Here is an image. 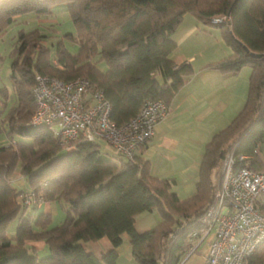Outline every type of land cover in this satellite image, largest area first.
<instances>
[{
  "label": "trees",
  "instance_id": "obj_1",
  "mask_svg": "<svg viewBox=\"0 0 264 264\" xmlns=\"http://www.w3.org/2000/svg\"><path fill=\"white\" fill-rule=\"evenodd\" d=\"M59 4L68 6L76 25V35L66 37L77 42L78 52L71 53L60 39L53 56L39 28L21 29L12 52L15 105L1 121L0 131L6 125L9 135L17 133L30 142L0 144V264H117V247L125 233L138 264H180L191 235L206 227L202 219L214 200L229 149L252 156L251 167L264 171L258 153L264 143V0H0V37L17 16H47ZM186 14L205 27L219 28L232 49L208 68L233 74L251 68L244 108L206 146L195 196L180 199L172 180L155 176L138 152L131 159L119 155L114 161L97 141L80 142L67 151L48 126L31 124L38 74L65 81L89 79L91 89L105 93L118 125L133 118L147 100L163 99L170 106L193 73L191 64L177 66L172 58L177 48L173 34ZM221 15H229L230 21L211 23ZM95 57L107 63L105 71ZM4 91L0 90L3 104L9 97ZM16 175L26 180L27 189L14 185ZM23 191L41 192L46 201H64V220L51 227V214L28 211ZM153 209L161 221L150 230L137 231V216ZM12 221H17L13 236L8 229ZM103 237L113 248L101 256L82 244ZM32 240H45L50 253L40 256L28 245ZM247 264H264V243Z\"/></svg>",
  "mask_w": 264,
  "mask_h": 264
},
{
  "label": "built area",
  "instance_id": "obj_2",
  "mask_svg": "<svg viewBox=\"0 0 264 264\" xmlns=\"http://www.w3.org/2000/svg\"><path fill=\"white\" fill-rule=\"evenodd\" d=\"M229 21V15L211 18L213 24ZM32 93L36 108L31 124L48 126L67 151L80 142L103 139L118 154L131 159L170 114L163 99L147 100L133 118L118 125L105 93L91 89L90 80L84 77L65 81L38 74ZM251 158L237 154L236 147L226 153L214 200L202 219L206 227L191 235L190 248L180 264L207 238L206 264H247L264 243V171L254 170ZM21 198L28 206H41L45 199L33 191H23Z\"/></svg>",
  "mask_w": 264,
  "mask_h": 264
},
{
  "label": "crops",
  "instance_id": "obj_3",
  "mask_svg": "<svg viewBox=\"0 0 264 264\" xmlns=\"http://www.w3.org/2000/svg\"><path fill=\"white\" fill-rule=\"evenodd\" d=\"M212 32L217 37L214 41L204 38ZM173 38L177 42L172 54L175 64L189 63L193 73L175 94L169 116L156 125L154 136L138 154L149 161L155 176L172 180V190L185 200L197 193L200 164L207 144L231 123L246 104L251 68L243 67L236 74L208 68V64L232 54V49L226 45L220 32H214L212 26L205 27L192 18L189 22L187 19L182 21ZM258 153L264 161V143ZM39 207L47 214L56 211L55 202L51 201ZM161 219L157 210L146 211L137 216L135 227L137 231L145 232ZM209 243V238L202 241L183 264H206ZM82 244L97 256L113 248L107 237L83 241ZM28 245L41 256L50 253L45 240H32ZM117 252V264H138L131 254L128 234L123 235Z\"/></svg>",
  "mask_w": 264,
  "mask_h": 264
},
{
  "label": "rangeland",
  "instance_id": "obj_4",
  "mask_svg": "<svg viewBox=\"0 0 264 264\" xmlns=\"http://www.w3.org/2000/svg\"><path fill=\"white\" fill-rule=\"evenodd\" d=\"M52 13L49 15L37 16L35 13H26L17 16L15 22L9 25L3 32L0 37V90H5L4 92L8 93V99L4 100V104L0 102V123L2 120L6 118V115L11 111V109L15 105V95L12 87V82L10 78L11 72V64L13 60L12 52L17 42V37L19 31L22 30H31L34 28H39L41 33L45 35L44 43L51 48L52 54H55V44L60 39H64V44L68 48V50L76 54L79 50V46L77 42L66 37L67 33H72L76 35L77 28L75 23L72 20L71 14L68 10V6L66 4H59L52 7ZM183 22L187 19L189 22V18L195 20L198 24L203 25L196 17L192 14L185 15ZM211 21V19H210ZM187 25V24H186ZM189 26V25H188ZM204 26V25H203ZM212 31H217L215 27H212ZM209 35H204V38L208 40H215L217 38L213 32L208 33ZM212 34V35H210ZM216 42V41H215ZM217 46V45H216ZM209 53V52H208ZM94 61L97 63V66L105 71L107 69V63L103 60H100L98 57L94 58ZM245 68H250L246 66ZM6 102V103H5ZM5 130L0 131V144H8L9 142H30V139L20 134H11L8 133V128L5 125ZM97 143L100 145L102 153L106 154L110 159L114 161H118L121 157L116 152V150L109 145L105 140L98 139ZM230 150V149H229ZM21 177V178H20ZM20 175H16L15 179H13V183L15 186L19 188V190H25L28 188L26 180ZM41 193V192H39ZM46 200L44 199V203ZM56 211L51 214L52 222L51 227L55 225H59L65 218V210L66 203L58 202L55 203ZM28 211L33 212L35 215H39L42 212H45L42 207L28 206ZM17 221H12L9 225V235L14 234L13 230H16ZM42 254L40 253V256Z\"/></svg>",
  "mask_w": 264,
  "mask_h": 264
}]
</instances>
